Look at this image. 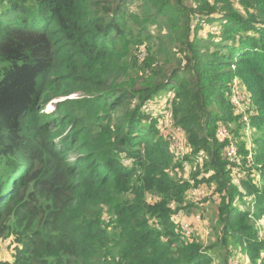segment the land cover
Listing matches in <instances>:
<instances>
[{
  "label": "trees",
  "instance_id": "obj_1",
  "mask_svg": "<svg viewBox=\"0 0 264 264\" xmlns=\"http://www.w3.org/2000/svg\"><path fill=\"white\" fill-rule=\"evenodd\" d=\"M237 2L0 0V240L17 250L0 264H227L233 248L264 264V0ZM219 15V32L197 21ZM236 81L256 113L239 185L216 138L243 128ZM160 97L184 157L148 112ZM200 187L218 200L209 246L170 208Z\"/></svg>",
  "mask_w": 264,
  "mask_h": 264
},
{
  "label": "built area",
  "instance_id": "obj_2",
  "mask_svg": "<svg viewBox=\"0 0 264 264\" xmlns=\"http://www.w3.org/2000/svg\"><path fill=\"white\" fill-rule=\"evenodd\" d=\"M197 21L202 24L203 28L205 29L211 28V24H209V22H206L205 19L202 20L200 17H198ZM230 101L236 113L241 118V122L244 125V134L248 137L249 147L251 148L252 143L249 138L253 132L252 120L256 116V113L252 110L250 104L251 102L249 98L246 96L245 91L242 88L238 87L237 81L234 82L233 84ZM54 110L55 108L52 107L51 111ZM153 110L156 109L153 108ZM172 113L173 112L171 107L168 106L164 118H166L167 129L171 133L170 141L172 143V146L176 154L178 156L184 157L188 153V152L184 153V146L187 145L186 142L187 136L182 128L175 126ZM232 132H233V126L231 123L220 124L216 132V138L219 141V143L225 144L227 142H230L229 140H231ZM224 158L229 164L228 168L233 172L232 182L235 185L241 184L242 183L241 181L246 179L245 174L240 172L243 167V162H247V164H251L253 161L252 155L248 153L246 155L241 154L239 147L236 144L230 142L225 148ZM238 176L240 177L238 178ZM206 196H207V190L205 188H194L187 194L185 203L182 206L176 203H171L170 208L175 212L174 213L175 219L179 227H181L182 229V234H183L182 239L185 240L191 238L196 232L198 226L201 224V220L199 216L197 217L194 216L193 223H189L186 220L185 212L189 210L187 209V206L193 204L194 206L202 207L204 205L203 200ZM148 200L150 202L153 201L152 198H149ZM260 236L261 237L264 236V233L262 231L260 232ZM13 255L15 259L17 253H14ZM243 261L245 264H250L249 259L247 257H245ZM3 262L6 261L4 260ZM233 264H241L240 258H236V259L233 258Z\"/></svg>",
  "mask_w": 264,
  "mask_h": 264
},
{
  "label": "rangeland",
  "instance_id": "obj_3",
  "mask_svg": "<svg viewBox=\"0 0 264 264\" xmlns=\"http://www.w3.org/2000/svg\"><path fill=\"white\" fill-rule=\"evenodd\" d=\"M188 1H192V0H188ZM232 3L235 6L238 7L237 0L232 1ZM218 18H220V15L218 17H214V19L212 18L209 21L206 20V22H209V24H211V28L210 29L209 28H207V29L204 28L205 29L204 31H206V33L210 32V30L213 31V32H219L220 31L221 24H220V22H218L219 21ZM144 57H145V52L142 51L139 54V56H138L139 63L142 62ZM231 95H232V93H231ZM246 96L248 97L247 94H246ZM230 100H231V97H230ZM52 107H54V106L53 105H49L48 108H47V112H52L51 111ZM153 108H155L156 110H153ZM166 111H167V107H166V98L165 97H160L154 103H150L149 106H148V112L149 113L151 112V114H153L155 116H162L163 117V119L161 121V124L168 131V133L170 134V138H171V133L167 129V126H166V118H164ZM235 114L237 116H239L236 113V111H235ZM172 115H173V113H172ZM173 119H174V116H173ZM174 122H175V126L178 127L176 125L175 119H174ZM231 124L233 126V132H232L231 140H229V141L234 143V144H236L239 147L240 152H242L243 149H245V151L248 152V154L252 155V157H253L252 163L245 165L246 168H249L254 163V139H253L254 131L252 132V134H251V136L249 138L251 143H252V146L250 148L249 147V142H248V137L244 134V125H243V123H241L243 128H242L241 132H239V133H237V131H236L237 128H238V125H236V123H231ZM186 142H187V145L184 146V153L189 151V149L187 147L188 146V138H186ZM242 145H245V146L242 147ZM202 157H203V159L206 158L205 155H202ZM240 172L244 173L245 176H247L246 172L244 171V167H242ZM239 177L240 176H238V178ZM200 188H203V187H200ZM205 189L207 190V196L203 200V204L204 205L202 207H197V206H194L193 204H191L190 209L185 212V217H186V220L189 223H193L194 216L195 217H197V216L200 217L201 224L198 226V228H197V230H196V232L194 233L193 236H195L194 238H196L197 240L202 242L205 246H209L210 244H212L216 240V235H215L216 234L215 233L216 229L214 228V225H213V221H214L213 210H215L216 204L218 203V200H217V197L213 194V190L209 191L207 188H205ZM174 219H175V216H174ZM260 227H261V225H260ZM261 229H262L261 231L264 233V228L261 227ZM0 251H1V261L5 260L8 263H13L14 262L15 259H14V255L13 254L17 253V250L14 248V243H13L12 239L0 240ZM232 251H233V257L235 259L236 258H240L241 264H245L243 260L247 256L244 255L245 254L244 251L243 250H239L238 251V250H236L234 248L232 249ZM230 263L233 264V259L229 260V262L227 264H230Z\"/></svg>",
  "mask_w": 264,
  "mask_h": 264
}]
</instances>
